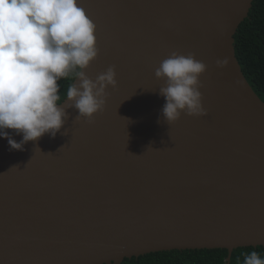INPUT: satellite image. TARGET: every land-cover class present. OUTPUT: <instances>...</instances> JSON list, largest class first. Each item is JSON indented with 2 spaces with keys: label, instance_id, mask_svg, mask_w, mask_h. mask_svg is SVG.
I'll list each match as a JSON object with an SVG mask.
<instances>
[{
  "label": "water",
  "instance_id": "1",
  "mask_svg": "<svg viewBox=\"0 0 264 264\" xmlns=\"http://www.w3.org/2000/svg\"><path fill=\"white\" fill-rule=\"evenodd\" d=\"M253 1L79 0L100 49L87 75L114 66L118 84L92 123L70 107L55 138L19 151L0 137V264L214 248L230 264L235 249L264 246V101L235 51ZM173 52L207 65V114L169 124L155 71Z\"/></svg>",
  "mask_w": 264,
  "mask_h": 264
},
{
  "label": "clouds",
  "instance_id": "2",
  "mask_svg": "<svg viewBox=\"0 0 264 264\" xmlns=\"http://www.w3.org/2000/svg\"><path fill=\"white\" fill-rule=\"evenodd\" d=\"M99 52L96 24L79 0H0V137L10 150L22 151L45 134L55 138L68 119L67 108L78 110L76 120L89 123L105 110L107 89L118 82L114 66L95 80L87 75ZM206 70L191 53L173 52L161 61L155 76L165 81L159 94L169 124L182 113L207 114L199 90ZM69 77L73 83L62 101L59 81ZM8 129L23 139L18 142ZM244 264H264V259L252 251Z\"/></svg>",
  "mask_w": 264,
  "mask_h": 264
},
{
  "label": "trees",
  "instance_id": "3",
  "mask_svg": "<svg viewBox=\"0 0 264 264\" xmlns=\"http://www.w3.org/2000/svg\"><path fill=\"white\" fill-rule=\"evenodd\" d=\"M235 51L245 77L264 101V0H254L248 17L239 25ZM59 83L63 101L73 79L62 78ZM252 251L264 259V246L239 247L233 251L230 264H244L245 255ZM228 254L226 248L173 249L125 258L122 264H226Z\"/></svg>",
  "mask_w": 264,
  "mask_h": 264
}]
</instances>
